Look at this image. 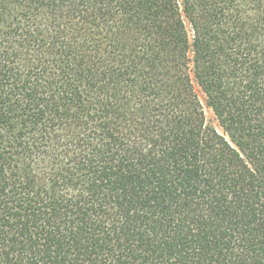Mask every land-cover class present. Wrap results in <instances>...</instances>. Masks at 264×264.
Instances as JSON below:
<instances>
[{"label":"trees","instance_id":"16d2710c","mask_svg":"<svg viewBox=\"0 0 264 264\" xmlns=\"http://www.w3.org/2000/svg\"><path fill=\"white\" fill-rule=\"evenodd\" d=\"M0 264H264V0H0Z\"/></svg>","mask_w":264,"mask_h":264},{"label":"rangeland","instance_id":"374dc122","mask_svg":"<svg viewBox=\"0 0 264 264\" xmlns=\"http://www.w3.org/2000/svg\"><path fill=\"white\" fill-rule=\"evenodd\" d=\"M197 91H198V94L204 104V109H205V114H206V119H207V122L211 125H214L215 127H217V129L221 130L220 129V126L218 124V121L216 119V116L214 115L213 111L211 108H209L207 105H206V102H205V97L203 95V93L201 92V90L197 87Z\"/></svg>","mask_w":264,"mask_h":264}]
</instances>
